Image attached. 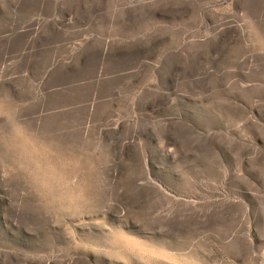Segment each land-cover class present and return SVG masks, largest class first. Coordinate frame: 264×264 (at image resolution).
I'll list each match as a JSON object with an SVG mask.
<instances>
[{
	"label": "rangeland",
	"instance_id": "374dc122",
	"mask_svg": "<svg viewBox=\"0 0 264 264\" xmlns=\"http://www.w3.org/2000/svg\"><path fill=\"white\" fill-rule=\"evenodd\" d=\"M0 264H264V0H0Z\"/></svg>",
	"mask_w": 264,
	"mask_h": 264
}]
</instances>
